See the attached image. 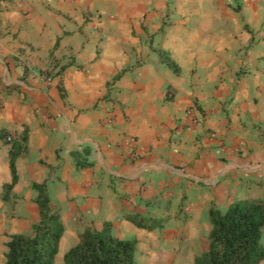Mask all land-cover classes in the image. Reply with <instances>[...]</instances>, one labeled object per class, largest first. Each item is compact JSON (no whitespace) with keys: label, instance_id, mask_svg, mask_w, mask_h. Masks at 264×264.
Masks as SVG:
<instances>
[{"label":"crops","instance_id":"obj_1","mask_svg":"<svg viewBox=\"0 0 264 264\" xmlns=\"http://www.w3.org/2000/svg\"><path fill=\"white\" fill-rule=\"evenodd\" d=\"M2 128L27 142L9 190L0 142V264L40 220L35 184L55 264L106 224L134 264H194L211 209L264 200V0H0Z\"/></svg>","mask_w":264,"mask_h":264},{"label":"trees","instance_id":"obj_2","mask_svg":"<svg viewBox=\"0 0 264 264\" xmlns=\"http://www.w3.org/2000/svg\"><path fill=\"white\" fill-rule=\"evenodd\" d=\"M164 63L174 69L173 63L160 53ZM0 142L10 145L9 165L12 181L5 186L9 190L17 181L15 161L26 150V134L16 136L0 129ZM38 192L36 204L40 220L32 226L29 235H13L7 242L5 264H55L63 227L58 213L51 206L45 188L35 184ZM212 229L208 249L196 257L194 264H261L264 246L261 242L264 228V200L244 199L231 204L224 213L209 211ZM130 220L139 228L153 229L155 225L138 218ZM136 241L114 237L106 224L100 232L85 231L79 243L69 249L64 264H134Z\"/></svg>","mask_w":264,"mask_h":264},{"label":"built area","instance_id":"obj_3","mask_svg":"<svg viewBox=\"0 0 264 264\" xmlns=\"http://www.w3.org/2000/svg\"><path fill=\"white\" fill-rule=\"evenodd\" d=\"M185 115H186V117L190 118L191 123L196 124V119L193 117L191 110H188ZM132 142H133V140H129V143H132ZM241 145H242V143L238 144V146H241Z\"/></svg>","mask_w":264,"mask_h":264},{"label":"rangeland","instance_id":"obj_4","mask_svg":"<svg viewBox=\"0 0 264 264\" xmlns=\"http://www.w3.org/2000/svg\"><path fill=\"white\" fill-rule=\"evenodd\" d=\"M243 200H244V199H243ZM238 201H239V200H238ZM225 211H226V210H225ZM225 211H224V212H225ZM219 212H220V213H224V212H221V211H219Z\"/></svg>","mask_w":264,"mask_h":264}]
</instances>
